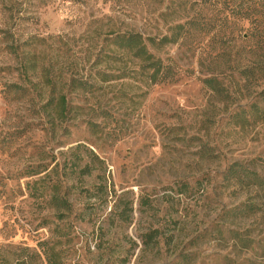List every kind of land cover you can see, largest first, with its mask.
<instances>
[{
	"label": "rangeland",
	"instance_id": "1",
	"mask_svg": "<svg viewBox=\"0 0 264 264\" xmlns=\"http://www.w3.org/2000/svg\"><path fill=\"white\" fill-rule=\"evenodd\" d=\"M201 4L0 0V259L47 242L60 264H264V192L223 180L234 162L264 178V123L251 114L264 85L241 80L208 37L153 50L173 82L146 86L130 79L132 63L94 62L110 33L171 36L203 6L209 13ZM108 67L125 78L93 94L70 88L72 78ZM66 93L69 109L58 115L49 105ZM76 148L102 160L91 164L92 177L66 176ZM57 166L72 208L62 219L49 195ZM182 182L191 185L184 194ZM246 204L256 211L228 214ZM151 229L160 243L145 247Z\"/></svg>",
	"mask_w": 264,
	"mask_h": 264
},
{
	"label": "trees",
	"instance_id": "2",
	"mask_svg": "<svg viewBox=\"0 0 264 264\" xmlns=\"http://www.w3.org/2000/svg\"><path fill=\"white\" fill-rule=\"evenodd\" d=\"M203 6L196 17L187 18L173 27L171 36L162 38L145 37L137 32H113L104 39V44L95 53L96 66L100 64H128L130 67V79L138 78L146 86H154L161 83L173 82L174 73L171 66L155 54V50H161L170 43H177L180 39L193 37H208L210 43H216L222 49V55L228 56L231 68L237 67V73L241 80L251 84L264 85V0H200ZM231 40H241V44L232 46ZM226 44V45H224ZM231 45V46H229ZM154 50V51H153ZM225 53H228L226 55ZM219 52L216 57L220 56ZM112 70L111 73L109 71ZM114 69L108 67L95 71L94 75L84 79L72 78L69 86L73 91H81L85 94H93L100 83L125 78L124 75H116ZM138 76V77H137ZM51 76L49 77V81ZM205 84L215 93L219 94L224 84L218 78H208ZM53 88L55 84L51 81ZM260 103L252 105L251 114L256 121L264 123V88L258 95ZM67 93L61 94L58 100L50 103L58 115L65 114L69 107ZM92 130L94 126L90 127ZM80 147V146H77ZM77 148L72 149L71 174H61L59 166L54 168L58 179L52 182L50 189V203L53 204L55 215L65 217V212L72 210L68 198L63 194L62 188L65 181L60 178L65 174L68 179H77L84 176L92 177L91 164L94 160L103 163L91 150L90 155L81 157L77 154ZM79 175V177H78ZM224 182L236 187H249L253 190L264 192V178L258 171L241 162L232 163L223 174ZM189 182H182L179 193L184 194L189 190ZM29 189V184H28ZM256 192V193H257ZM44 198L45 194L40 193ZM243 206V207H242ZM255 205H240L231 209L228 214L239 217L256 211ZM245 207V208H244ZM124 219V218H123ZM161 232L159 229H151L141 236L145 247L158 245ZM40 252L24 247L13 261L0 259V264H36L37 259H43L45 264H60V253L55 247H48V243H39Z\"/></svg>",
	"mask_w": 264,
	"mask_h": 264
}]
</instances>
